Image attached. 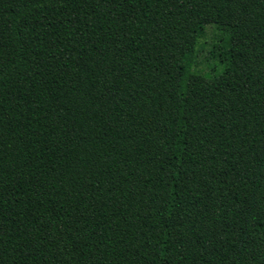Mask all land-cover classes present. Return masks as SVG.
<instances>
[{
    "label": "trees",
    "instance_id": "obj_1",
    "mask_svg": "<svg viewBox=\"0 0 264 264\" xmlns=\"http://www.w3.org/2000/svg\"><path fill=\"white\" fill-rule=\"evenodd\" d=\"M0 264H264V0H0Z\"/></svg>",
    "mask_w": 264,
    "mask_h": 264
},
{
    "label": "rangeland",
    "instance_id": "obj_2",
    "mask_svg": "<svg viewBox=\"0 0 264 264\" xmlns=\"http://www.w3.org/2000/svg\"><path fill=\"white\" fill-rule=\"evenodd\" d=\"M218 30L213 26L209 25L206 30V34L199 40L198 48L199 54L197 57V67L203 72L211 71V67L214 63L212 58H209V50L212 48Z\"/></svg>",
    "mask_w": 264,
    "mask_h": 264
}]
</instances>
